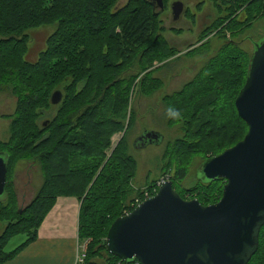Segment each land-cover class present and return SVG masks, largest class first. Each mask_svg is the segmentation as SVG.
<instances>
[{
    "label": "trees",
    "instance_id": "16d2710c",
    "mask_svg": "<svg viewBox=\"0 0 264 264\" xmlns=\"http://www.w3.org/2000/svg\"><path fill=\"white\" fill-rule=\"evenodd\" d=\"M111 4L109 0H0V92L9 91L16 99L12 143L2 147L0 154L8 161V171L17 159H28L36 161L44 177L24 211L14 209L15 195L6 183V197L0 200V223L5 225L0 234V264L13 260L37 239L41 224L60 197H73L81 204L79 243L88 242L91 237L84 264H97L90 258L96 257L100 247L105 249L109 264L137 263L135 260L122 262L108 254L106 242L101 246L98 242L106 222L111 221L106 229L107 236L111 224L122 216L123 204L126 209L132 191L120 187L119 183L127 186L134 177L135 168V163L123 162L124 154L119 156L121 146L112 154L116 155L115 162L121 163L122 168L121 171L118 169L116 177L109 175L115 158L111 157L104 164L103 153L110 144L108 137L125 128L129 92L133 86V77L121 78L126 70L122 71L124 66L115 62L125 61L130 54L134 56L136 47H145L149 43L152 46L146 54L151 49L152 56L159 59H167L173 52L159 36L152 39L153 34H162L164 30L158 16L144 0H131L129 5L114 12ZM229 4L230 16L241 4L246 6L244 18L247 21L264 20V0H229ZM45 27H54V32L38 61L29 63L26 61L28 33ZM237 48L229 43L209 62L203 73L170 97L167 106H175L181 112V118L174 121L184 122L191 137L200 142L202 133H207L204 140L212 136L220 139L223 133L237 131L233 120L240 123L241 138L225 150L243 140L248 132L247 125L237 114L235 100L245 84L251 57L243 63L246 57H242ZM223 51L227 53L222 55ZM145 60L153 59L146 56ZM139 65L145 70L150 64L144 61ZM219 78L225 88L211 90L205 86ZM146 80L148 84L157 81ZM202 84L205 87L201 92ZM224 89L229 94L235 91L233 103L224 114L225 120L212 119L211 116L218 115L212 108L219 103V95ZM56 91L62 93V102L52 106L50 98ZM54 109V116L44 119L48 113L51 116ZM185 131L188 140V131ZM235 131L229 139L235 138ZM216 141L217 138L214 143ZM187 145H181L183 148L179 150H185ZM95 151L101 157L94 156ZM89 156H92L93 166H90ZM219 181L202 185L209 187ZM115 204L119 209H115ZM127 209L129 212L134 210L131 206ZM17 236L25 237L24 242L12 252H5ZM262 257L264 226L259 233L258 251L248 264H260Z\"/></svg>",
    "mask_w": 264,
    "mask_h": 264
},
{
    "label": "rangeland",
    "instance_id": "374dc122",
    "mask_svg": "<svg viewBox=\"0 0 264 264\" xmlns=\"http://www.w3.org/2000/svg\"><path fill=\"white\" fill-rule=\"evenodd\" d=\"M109 1L113 3L111 5L114 7L111 10L114 12L129 5L131 0L119 1L118 5H116L114 0ZM179 1L184 3L189 14L183 16L180 21L175 23L168 19L162 34H153L151 32L153 34L152 39L155 36H159L166 42V46L173 52L172 56L162 60L158 56H152L153 52H151V49L149 54H146L150 46H152L149 43L145 47H136L134 49L136 54L134 56L130 54L125 61L111 57L112 60H116V65L124 66L122 71L126 70L121 75V78L133 77V86L129 92L126 120L124 122L125 128L110 134L108 137L109 148L103 153L106 158L104 164L111 157L115 158L113 170L109 174L110 177H116L119 172L118 169L122 170L121 163L115 162L117 161L116 155H112L119 146H121L119 156L122 157L121 154H124L123 162L131 161L133 164L135 163L133 179L128 182L127 186L124 183H119L120 187L130 190V192L132 191L130 198L126 202V209L125 204H123L124 208L121 211V217L131 213L127 209L129 206L133 208V204L144 202L146 197L150 199L155 196L160 185L166 181L172 183L173 190L183 200L201 201L206 206L214 205L212 203L215 202L218 203L222 197V189L226 182L221 180L212 184V186H203L204 177L200 170H197L205 160L222 154L227 147L235 144L242 136L241 124L233 120V126L237 130H232V132H236L234 139H229L232 132L223 133L220 139L212 136L206 140L204 139L207 133H202L201 142L199 140L196 141V138L191 137L190 129H185L184 122H176L174 119L166 118V110L170 97L191 83L200 72L203 73L209 66V62L218 56V53L229 43L236 45L238 53L242 57H246L242 61L243 63L248 61L253 53V45L260 43L264 38V20L247 21L244 18L246 6L241 4L235 14L230 16L231 6L229 0ZM195 5L198 8L197 13L195 12ZM191 16L197 17L195 26L191 22ZM243 19H245L244 22H242ZM231 22L232 24L230 25ZM208 26L209 30H204ZM170 30L177 32H171ZM178 30L190 33L180 34ZM53 32L54 27H45L28 33L30 37L28 50L31 51V59H34V55L39 52L45 39ZM226 53L227 51H223L222 55ZM146 56L147 59L150 57L153 60H145ZM144 61H147L150 65L147 69L142 70L143 68L139 64ZM151 78L157 80L152 83L153 85L148 84L146 80ZM240 80L242 82V78ZM205 86L207 88L210 87L211 90L217 87L225 88L221 78ZM205 86L202 84L199 90L202 92ZM144 90L145 93L150 92V95H145ZM234 95L235 91H233V94H229L226 90L219 95V103L212 108L213 113L216 112L218 115L211 116L212 119L220 118L225 120L224 114H227L229 104L233 103ZM15 107L16 99L11 93L9 91H1L0 149L12 143V118ZM55 111L54 109L51 116L48 113L44 119L54 116ZM233 114L236 116L235 111ZM219 115L221 116L219 117ZM185 130L188 131V140L185 139ZM150 132L159 134L162 137V141L144 144L141 138L145 133ZM215 138H217L216 143H214ZM185 144H188L187 148L179 150L183 148L181 145ZM89 154L92 155L91 150H89ZM93 155L101 157L98 151H95ZM89 159L90 166H93L92 156H89ZM102 167L95 173L93 181L100 174ZM43 180L44 177L36 161L28 159H17L14 161L6 176V183L15 195L14 209L24 211L40 189ZM115 209H119L116 204ZM110 222H106L103 232L99 235V238H101V241H98L101 242L100 246L106 242V229ZM4 226V224L0 223V234L3 232ZM24 240L25 237L23 236L15 237L8 244L5 252H12ZM88 242H91V237ZM88 242L80 243V245L84 244L87 249ZM94 247V250H97V247ZM100 249L101 251L97 253L96 257H92L90 260L97 264H109L107 263L108 255L105 249L102 247ZM98 254H100L99 257ZM102 261L106 263H102ZM260 264H264L263 257Z\"/></svg>",
    "mask_w": 264,
    "mask_h": 264
},
{
    "label": "water",
    "instance_id": "95a60500",
    "mask_svg": "<svg viewBox=\"0 0 264 264\" xmlns=\"http://www.w3.org/2000/svg\"><path fill=\"white\" fill-rule=\"evenodd\" d=\"M157 5L162 9V0ZM183 13L173 6V19ZM62 102L56 91L52 106ZM248 132L242 141L203 162V183L224 180L220 201L203 206L183 200L170 181L152 198L116 219L106 236L108 254L138 264H248L259 248L264 226V38L253 45L245 84L235 100ZM48 123V122H47ZM44 127L47 124L43 125ZM145 144L159 143L157 133H145ZM8 161L0 154V200L6 197Z\"/></svg>",
    "mask_w": 264,
    "mask_h": 264
},
{
    "label": "crops",
    "instance_id": "0c3cea01",
    "mask_svg": "<svg viewBox=\"0 0 264 264\" xmlns=\"http://www.w3.org/2000/svg\"><path fill=\"white\" fill-rule=\"evenodd\" d=\"M48 38L34 55V59L30 58L31 51L28 50L26 55L28 62L38 61L46 50ZM80 205L73 197L57 198L37 232V239L5 264H75L80 246L78 240Z\"/></svg>",
    "mask_w": 264,
    "mask_h": 264
},
{
    "label": "flooded vegetation",
    "instance_id": "af4514ba",
    "mask_svg": "<svg viewBox=\"0 0 264 264\" xmlns=\"http://www.w3.org/2000/svg\"><path fill=\"white\" fill-rule=\"evenodd\" d=\"M114 1H115L116 5H118L119 4V1H122V0H114ZM144 1L148 4V6H149L150 10L152 11V13L154 15H157L158 18L161 19L160 21H161L162 26H163L162 28H164V29H165L164 26H165V24H166V22H167L168 19L175 23V22L180 21L183 16H187L189 14L188 13V10L186 9V7L184 5V3H182L179 0H162V6H163L162 9H160L158 7L157 1H153V0H144ZM176 3H182V5H183V13L181 14L180 18L175 21L173 19V17H174L173 16V6ZM194 7H195V12L197 13L198 8H197L196 5ZM196 18H197L196 16H191V22L194 23V26H195V23H196ZM204 30H209V26L207 28H205ZM172 31L173 32H177V31H174V30H172ZM178 31H180V30H178ZM188 33H190V32L180 31V34H188ZM247 39L249 40V38H247Z\"/></svg>",
    "mask_w": 264,
    "mask_h": 264
},
{
    "label": "built area",
    "instance_id": "2783aa9c",
    "mask_svg": "<svg viewBox=\"0 0 264 264\" xmlns=\"http://www.w3.org/2000/svg\"><path fill=\"white\" fill-rule=\"evenodd\" d=\"M161 186V185H160ZM149 197H146L145 200H148ZM144 200V201H145ZM142 202H137L135 205L133 204V208H136L138 205H140ZM85 257H86V247L85 245H80L79 246V254L77 255L75 264H84L85 263ZM138 264V262L136 263Z\"/></svg>",
    "mask_w": 264,
    "mask_h": 264
},
{
    "label": "clouds",
    "instance_id": "9594fccd",
    "mask_svg": "<svg viewBox=\"0 0 264 264\" xmlns=\"http://www.w3.org/2000/svg\"><path fill=\"white\" fill-rule=\"evenodd\" d=\"M166 118L179 120L181 112L175 106H169L166 110Z\"/></svg>",
    "mask_w": 264,
    "mask_h": 264
}]
</instances>
